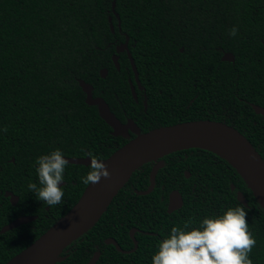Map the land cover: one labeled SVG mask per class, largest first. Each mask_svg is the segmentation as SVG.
<instances>
[{
	"label": "trees",
	"instance_id": "obj_1",
	"mask_svg": "<svg viewBox=\"0 0 264 264\" xmlns=\"http://www.w3.org/2000/svg\"><path fill=\"white\" fill-rule=\"evenodd\" d=\"M112 3L0 0V264H7L67 214L88 186L82 178L90 166L68 164L63 203L49 206L39 201L28 185L40 186V156L60 149L67 158H90L92 153L104 160L130 141L112 134L98 107L86 103L79 84L83 80L93 86V96L103 98L111 110L116 97L126 105L135 102L129 93L128 54H119V70L112 59L127 37L141 83L145 69L152 71L156 83H175L171 74L177 72L184 76L182 82L196 75L202 87L196 114L180 115L173 123H226L264 160V117L252 108L264 107V0H117L115 13ZM233 27L239 30L235 37L229 35ZM225 53H232L235 61H222ZM102 69L108 70L106 78L101 77ZM130 117L136 120V115ZM174 155L163 158L166 166L149 195L136 191L148 189L153 164L139 169L100 221L73 242L57 264H87L95 252L101 253L97 264H152L158 244L173 227L183 228L191 219V230L205 218L244 206L239 191L247 199L249 230L257 241L250 259L264 264V209L240 172L219 155L200 149L188 151L186 162L176 170L179 159ZM184 166L192 172L191 179L178 177ZM174 189L183 195L184 205L168 214ZM7 192L19 197L16 205ZM20 215L37 219L2 234V228ZM131 228L154 235L138 233V248L126 254L106 244L115 238L121 249L132 250Z\"/></svg>",
	"mask_w": 264,
	"mask_h": 264
},
{
	"label": "water",
	"instance_id": "obj_2",
	"mask_svg": "<svg viewBox=\"0 0 264 264\" xmlns=\"http://www.w3.org/2000/svg\"><path fill=\"white\" fill-rule=\"evenodd\" d=\"M116 1L113 0L112 3L114 13ZM116 16L119 18L118 15ZM109 21L111 23L112 18ZM110 26L114 32V25L111 24ZM128 43L129 38L126 39L125 43L118 45L116 54L113 55L112 59L119 70V54L127 52L134 68L136 80L139 82L138 72L129 51ZM222 61L234 62L235 56L232 53H225ZM100 74L102 78H106L108 70L102 69ZM79 84L87 96L86 103L89 106L98 107L100 117L113 129L114 136L128 138L129 130L135 132L136 125L133 121H129L128 124L121 123L111 112L103 98L93 96V86L83 80H80ZM134 94L136 96L135 92ZM252 108L256 114L264 117V107L252 105ZM193 149L215 153L232 164L246 180L264 209V160L252 143L237 129L223 122L199 120L178 123L141 133L117 149L107 159L102 160L111 173L110 178H102L99 183L88 185L78 202L67 214L56 221L43 235L13 257L7 264H57L63 261L61 256L65 250L100 221L113 200L139 169L146 164L154 163L150 173L148 189L136 191L140 196L149 195L156 186L158 172L164 167L162 159L173 153ZM64 158L72 165L89 167L91 164V158L89 157ZM63 184L61 183L60 186ZM232 190H235L234 185H232ZM6 197L10 198L13 205H16L19 201V197L13 193L7 192ZM237 198L241 204L248 206L243 192H237ZM182 206L183 199L180 193L178 191L172 192L169 197L168 213L171 214L181 209ZM36 218H19L5 226L1 233L4 234L31 223ZM135 232L136 230L131 232V236L135 240L133 251L138 248L137 241L134 238ZM106 244L115 245L121 253H128L122 250L114 239H108ZM100 256V253H96L88 264H97Z\"/></svg>",
	"mask_w": 264,
	"mask_h": 264
},
{
	"label": "clouds",
	"instance_id": "obj_3",
	"mask_svg": "<svg viewBox=\"0 0 264 264\" xmlns=\"http://www.w3.org/2000/svg\"><path fill=\"white\" fill-rule=\"evenodd\" d=\"M238 28L230 29L235 37ZM3 131H7L4 128ZM90 171L82 178L85 185L97 184L102 178L111 176L106 163L92 153ZM36 163L39 187L29 183L28 188L39 201L49 206L63 203L64 173L69 161L60 149L40 156ZM193 221H186L183 228L173 227L170 235L158 244V251L152 257V264H253L250 253L256 246V239L249 230L247 210L244 206L229 208L222 215L202 220L199 227L189 230Z\"/></svg>",
	"mask_w": 264,
	"mask_h": 264
},
{
	"label": "flooded vegetation",
	"instance_id": "obj_4",
	"mask_svg": "<svg viewBox=\"0 0 264 264\" xmlns=\"http://www.w3.org/2000/svg\"><path fill=\"white\" fill-rule=\"evenodd\" d=\"M121 44H123V43H121ZM124 53H127V52H124ZM128 58H129V56H128ZM129 61H130V58H129ZM130 68H131L130 70L132 72V77L128 78L129 93L134 98L135 102H129L128 105H126L123 100H120V99H118V97H116L112 110L108 104L111 112L121 121V123L128 124L129 121H133L135 123V125H136L135 126V132H132L131 130H129L128 138L130 140L135 138L137 135H139L141 133H146V132L151 131L155 128H160V127L178 124V123H173V122L180 121L181 120L180 115H185L186 113H188L189 115H193V114L195 115L196 114V111L194 109V104L198 98V95L201 94V92H200L201 90H199V88H202L201 85L195 81L196 75H192V79L189 78V79H187L188 81L182 82L181 78H184V76H182L180 74V72L179 73L177 72L175 75L171 74V76L176 77V78H173L175 83H165L163 81L160 83H156V82H153L154 75L150 74V72H152V71L151 70L146 71V69H145L146 73L145 72L143 73V76H142L143 83H141L140 78H139V74H138L139 82L136 80L134 68L132 66L131 61H130ZM158 70H159V72H161L160 68H158ZM169 78H171V77H169ZM134 92L136 93V96H135ZM132 115H136V117H135L136 120H134L133 118L130 117ZM112 134H113V129H112ZM117 137H119V136H117ZM194 150H196V149L181 151V153H183V156L181 154H178L179 152L173 153V154H175L173 157L179 159V161H177L178 164H177L176 170L186 162L184 160L188 158V151L192 153ZM183 157H185V158L182 159ZM170 159H172V156L170 157ZM163 161H164V167H165L166 162H165V160H163ZM152 164L153 165L151 167V170L154 166V163H152ZM164 167L160 171H162L164 169ZM160 171L158 172V174L160 173ZM164 175H166L167 177H172L168 173H164ZM192 176H193V174L187 168V166H184L180 171H178V177L181 179L182 178L191 179ZM174 181L175 182L177 181L176 176L174 178ZM175 182H173V184H175ZM61 183H64V182H61ZM194 185H195V183H194ZM164 188L165 187L162 186L163 190H164ZM174 191H178L180 193V191L178 189L171 190V192L169 193V197H170L171 193ZM180 195L182 196V199H183V195L181 193H180ZM183 205H184V200H183ZM168 206H169V199H168V203H167V213H168ZM46 210H48V208H46ZM22 217H37V216L20 215V216H17L15 219H13L11 222H13L19 218H22ZM34 221H32V222H34ZM22 226H24V225H22ZM133 230H136L135 235H134L135 239H136V235L138 233L154 235V233L145 232V231H142L138 228H131L128 232V235L130 236V238L134 242V248H135V240L131 236V232ZM108 239H114L118 243V241L115 238H108ZM137 245H138V243H137ZM113 246H115V245H113ZM115 248H116V246H115ZM133 249L130 251H126V252H128V253L133 252ZM96 253H100V252H95L92 255L91 259L94 257V255Z\"/></svg>",
	"mask_w": 264,
	"mask_h": 264
}]
</instances>
